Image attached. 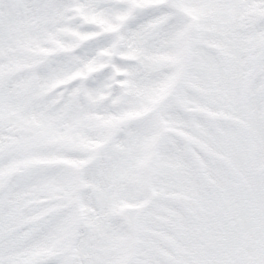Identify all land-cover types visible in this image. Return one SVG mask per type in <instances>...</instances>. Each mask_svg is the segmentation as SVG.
<instances>
[{"label":"snow or ice","instance_id":"obj_1","mask_svg":"<svg viewBox=\"0 0 264 264\" xmlns=\"http://www.w3.org/2000/svg\"><path fill=\"white\" fill-rule=\"evenodd\" d=\"M0 264H264V0H0Z\"/></svg>","mask_w":264,"mask_h":264}]
</instances>
